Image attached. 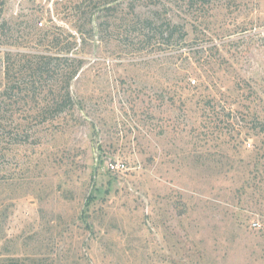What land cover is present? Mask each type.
Instances as JSON below:
<instances>
[{"label": "rangeland", "instance_id": "rangeland-1", "mask_svg": "<svg viewBox=\"0 0 264 264\" xmlns=\"http://www.w3.org/2000/svg\"><path fill=\"white\" fill-rule=\"evenodd\" d=\"M1 1L8 25L59 26L85 62L73 111L0 141V260L264 264V0H216L199 20L175 11L197 27L159 53L125 47L120 14L81 42L68 7L95 0ZM212 105L229 111L213 120Z\"/></svg>", "mask_w": 264, "mask_h": 264}, {"label": "trees", "instance_id": "trees-1", "mask_svg": "<svg viewBox=\"0 0 264 264\" xmlns=\"http://www.w3.org/2000/svg\"><path fill=\"white\" fill-rule=\"evenodd\" d=\"M139 1L144 2L143 7L148 8V12L138 11ZM215 1L132 0L121 4L119 0H95L92 10L85 11L87 4L83 3L86 1L74 6L70 4L68 9L78 15V24L71 25L81 42L85 41V34L91 40L97 32H108L111 29L109 19L120 14V36L128 49L134 48L138 53L146 50L152 53L178 52L188 43L190 33L187 30L197 26L195 22L186 25L175 21V11L185 14L196 10L193 19L199 20L204 17L201 13L203 8ZM2 7L1 1L0 47L10 48L14 52H5L0 62L3 80L0 89V141L20 145L27 142L29 135L26 126L31 123L24 125L21 121L30 118L37 124H44L75 109L71 84L85 60L82 57L83 50L77 47L72 34L63 35L64 30L56 25L44 27L41 19H32L30 23L21 21L26 25L18 31L15 25L10 26L3 20ZM93 18L98 22L95 28L92 26ZM206 104L211 105L210 102ZM211 108L213 120L223 117L220 113L227 109L213 105ZM15 114L20 122L13 119ZM9 121L15 126L9 125ZM257 125L258 133H264V125ZM0 264L43 263L31 259L5 258L0 260Z\"/></svg>", "mask_w": 264, "mask_h": 264}, {"label": "built area", "instance_id": "built-area-1", "mask_svg": "<svg viewBox=\"0 0 264 264\" xmlns=\"http://www.w3.org/2000/svg\"><path fill=\"white\" fill-rule=\"evenodd\" d=\"M123 168H124L123 165H121V166H119V165H113V164H110V165H109V170H110V171L121 170V169H123Z\"/></svg>", "mask_w": 264, "mask_h": 264}]
</instances>
